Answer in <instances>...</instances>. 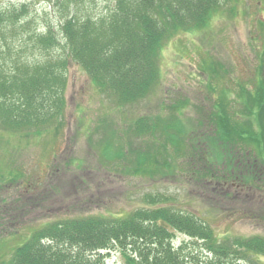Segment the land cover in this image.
<instances>
[{
  "label": "rangeland",
  "instance_id": "374dc122",
  "mask_svg": "<svg viewBox=\"0 0 264 264\" xmlns=\"http://www.w3.org/2000/svg\"><path fill=\"white\" fill-rule=\"evenodd\" d=\"M222 1L207 27L182 32L166 43L158 82L142 99L119 103L70 61L64 115L54 116L49 121L54 124L37 136L0 128V264H10L14 250L46 223L91 214L130 216L151 206L196 216L214 230L218 243L235 236L264 237V150L263 156H253L246 149L259 153L253 139L235 136L227 143L219 123L222 116L229 117L235 129L249 126L264 135V93L243 90L245 84L251 89L264 79V0ZM231 1H236L234 7ZM115 3L0 0V8L26 4L30 33L54 30L63 44L64 22L75 16L97 18ZM12 29L0 32V39L6 38L0 40L6 50L0 63L4 55L18 53L19 43L27 47L11 36ZM33 46L22 49L25 56H42ZM49 53L58 58L69 54L62 45L43 56L49 59ZM211 66L216 70L212 75L205 71ZM134 122L148 132L133 136ZM209 139L213 143L203 150ZM239 150L250 154V161L236 162V168L230 155ZM142 151L147 159L138 167ZM216 152L225 158L216 159ZM210 167L214 174L208 173ZM246 173V184L239 187L235 174ZM170 230L175 247L182 245L203 264L216 262L206 240ZM142 248L128 254L141 261ZM124 251L114 244L103 251L104 260L128 264ZM259 260L264 263V255ZM222 261L249 264L248 259Z\"/></svg>",
  "mask_w": 264,
  "mask_h": 264
},
{
  "label": "trees",
  "instance_id": "16d2710c",
  "mask_svg": "<svg viewBox=\"0 0 264 264\" xmlns=\"http://www.w3.org/2000/svg\"><path fill=\"white\" fill-rule=\"evenodd\" d=\"M222 2L116 0L111 10L97 18L75 16L64 22L60 28L64 44L54 30L30 33L26 4L0 8V32L12 26L11 36L19 42L23 39L27 47L34 44L35 51H42V56H37L41 59L30 58L22 50L27 52V47L19 43L17 54L4 55L0 63V128L37 136L54 124L49 122L54 116L64 115L65 75L70 61L80 64L102 92L114 95L121 104L142 99L158 82L166 43L182 32L207 27L221 11ZM231 2L234 7L236 1ZM3 45L0 42V55L6 51L1 49ZM60 45L69 53L64 58L50 53L49 59L43 56L44 51ZM261 85L264 79L259 90L253 92L255 95L264 92ZM243 90L247 92L246 86ZM219 123L222 139L227 143L237 136L263 146L262 133L235 129L229 117L222 116ZM135 130L137 136L148 132L139 125ZM140 156L137 165L143 166L147 156L143 152ZM246 179L245 176L244 182ZM170 229L210 243V252L217 258L210 264H223L222 259H248L249 264H264L259 260L264 255L263 236H235L218 243L214 230L205 221L160 206L147 207L130 216L91 214L46 223L14 250L10 264H106L102 250H109L114 244L125 249L128 264H203L198 256L187 255L182 245L175 247L174 232ZM140 248L141 261L128 254Z\"/></svg>",
  "mask_w": 264,
  "mask_h": 264
}]
</instances>
